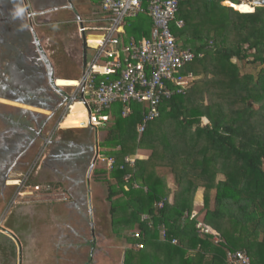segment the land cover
<instances>
[{
    "label": "trees",
    "instance_id": "1",
    "mask_svg": "<svg viewBox=\"0 0 264 264\" xmlns=\"http://www.w3.org/2000/svg\"><path fill=\"white\" fill-rule=\"evenodd\" d=\"M225 1H178L170 27L178 46L194 54L183 70L194 79L163 97L142 131L146 104L131 102L123 116L117 101L104 112L100 154L113 164L95 170L109 176L110 233L123 247L122 264H229L226 253L237 250L264 264V6L243 12L252 6L227 2L240 12ZM152 28L146 10L124 22L127 38L148 37ZM24 94L7 97L28 101Z\"/></svg>",
    "mask_w": 264,
    "mask_h": 264
},
{
    "label": "crops",
    "instance_id": "2",
    "mask_svg": "<svg viewBox=\"0 0 264 264\" xmlns=\"http://www.w3.org/2000/svg\"><path fill=\"white\" fill-rule=\"evenodd\" d=\"M228 1L231 0H226L225 3ZM21 3L30 12L29 16L25 18L26 23L24 25L21 23L23 27L25 26L24 29L28 33L30 32L31 41L27 45L28 47H32V44L34 46V51L31 52L30 56L32 60L25 58V61L31 69L37 68L41 70L45 80L42 81L41 89L43 92L41 96V92L37 88L36 90L38 91L35 92L37 95L30 94L29 98H25L30 102L17 99L18 97L12 98V101L24 103L28 106L16 109L19 111L17 115L20 114L21 116H16V120L15 118L11 119V124L8 121L9 124L6 125L4 123L5 125H2L1 121L6 119H3L4 116L0 114V145L4 144L6 138H8L12 142L13 151H17L13 155L12 166L10 165L11 168L7 173L11 170H17L18 168L15 169V167L18 163L21 172H16L18 173L16 176L22 182L24 173L26 172L29 175L31 171H27V169L32 167L34 171L32 181L37 187L43 184L47 188H49V185H53L55 189L61 188V191L67 196V199L53 202L48 198H44L43 194H41V200H35V202L30 200L15 205L10 210L9 215H3V204L0 201V264H68L77 259V243L75 244L72 240H68L71 234H77L75 233L77 231V220L78 223H82L83 219L86 220V226L90 227L93 240L89 242L88 247L91 249L95 248L94 241L97 234L94 232V228H97V221L94 220V216L97 217L96 204L100 200L101 193L96 195L93 187H89V184L92 183H88V181L92 167L97 162L98 157H102L104 163H106V167L111 168L107 165L106 161L110 157H104L100 154L99 130L104 126L84 124L87 120L86 108L90 96L83 86H80L84 72L88 70L90 63L97 53L96 45L102 39L104 31L99 28L106 27L107 22L103 18L100 0H21ZM228 5L233 7L230 4ZM252 5L254 9L257 6L254 2ZM69 12L71 14L67 15L66 13ZM80 26L88 27V29L80 33L78 32ZM39 31L49 37L54 34V36L61 39V45L63 42L69 44L67 48L66 44L64 46L62 45L65 47L67 53L73 52L74 50L75 53L79 51L77 55L80 56L81 63L78 64V69L76 68V73H78L77 78L69 74H64V67H61L59 64L61 56L59 54L57 56L59 50L47 51L41 45V39L49 43L50 38L43 35L40 37ZM119 35L121 38V48L131 40L139 41L143 38L150 37L149 35L138 40L133 37L127 38L125 37L124 24L123 31ZM90 36L95 40L89 39ZM89 41H95L96 43L92 44ZM71 56L73 57L75 55L72 53ZM120 56L122 60L125 58L123 53ZM49 68L51 69L50 77L52 78L53 84L49 81ZM94 75L97 80L105 79L107 76L101 72H95ZM118 76L119 70L116 73L108 75L112 79ZM56 78H72L76 79L78 83L77 85L71 86V80L70 85L59 86L56 85ZM29 90L35 91L34 88L24 89V91ZM76 101L81 102L85 110L77 106L75 109L69 111L71 104ZM32 107L40 110L46 109L50 112L43 115L41 112H33L29 109ZM54 109L58 111L56 110L54 112ZM76 113H83L84 117L65 119L66 115ZM24 114L29 116H26L28 120H25V122L23 120ZM39 117H41V121H37ZM30 118L33 121H30ZM63 119L66 121V124L67 122L77 123L82 124V127H62L61 122ZM50 121L58 129L67 128V131H69L79 128L80 132H74L70 136L73 139H68L64 142L62 139L60 141L50 139V147L43 154V149L39 150V144H41L39 139H43L49 135L47 132L50 131L48 127ZM84 125L88 126L86 127ZM136 154L141 155L140 159L144 158L143 154L139 152ZM92 161L94 163L90 170ZM85 171L86 177L84 176ZM7 173L6 175H2V177L5 176L4 180L2 178L0 179V199L4 201L6 198L9 199L13 196V191L9 192L12 195L9 197L8 192L6 193L8 187L10 188L9 185H17V183L11 184L9 182L15 181L14 179L7 180L8 182L6 183L7 176L10 178L13 177V174ZM28 175L25 176L26 179ZM103 190L102 188L101 191ZM23 191L25 190L19 192L21 196H25L27 193ZM91 191H93V195ZM82 205L87 206L89 219L86 216L87 213H85L86 215L84 214V207ZM77 217L80 219H77ZM97 233L101 234L100 231Z\"/></svg>",
    "mask_w": 264,
    "mask_h": 264
},
{
    "label": "built area",
    "instance_id": "3",
    "mask_svg": "<svg viewBox=\"0 0 264 264\" xmlns=\"http://www.w3.org/2000/svg\"><path fill=\"white\" fill-rule=\"evenodd\" d=\"M100 1L107 26L99 28L104 32L96 45L97 53L80 81V86L90 96L86 108L87 123L91 126L104 125L107 120L104 112L114 102L122 104L123 116L130 111L131 102L144 103L147 110L144 122L138 129L140 132L146 121L158 116L157 106L163 97L182 92L194 79L192 72L183 74L184 67L193 60L194 54L178 46L170 27L176 17L179 0ZM145 10L153 22L150 37L139 41L131 40L121 48L119 33L123 31L124 22ZM175 24L180 27L182 21L177 20ZM87 29L88 27L80 26L78 32L83 33ZM121 53L125 56L123 60ZM118 70L117 78L108 77ZM95 72L107 76L97 80ZM138 158V154L125 156L124 162L133 163ZM106 161L111 167L113 158ZM215 240L218 238L215 237ZM137 246L142 247L141 243ZM226 257L229 264H252L249 256L241 250L229 251Z\"/></svg>",
    "mask_w": 264,
    "mask_h": 264
},
{
    "label": "rangeland",
    "instance_id": "4",
    "mask_svg": "<svg viewBox=\"0 0 264 264\" xmlns=\"http://www.w3.org/2000/svg\"><path fill=\"white\" fill-rule=\"evenodd\" d=\"M252 1L253 0H240V2H245L248 4V7L252 6V10H254V7L252 5ZM225 5H228L227 2L225 3ZM235 10L240 11L239 9H237L235 7V5L233 6ZM247 7V8H248ZM242 12V11H240ZM243 12H249V11H243ZM71 14L69 13H66ZM27 29V28H26ZM30 33V32H29ZM42 32L39 31V36L42 37ZM46 37H49L47 35H43ZM53 36V37H52ZM52 36L50 35V39H49V43L46 42V40H42L41 39V45L48 51H54V49L59 50V52H57V56L58 54L61 56L60 60H59V64L61 65V67L63 66L64 69V74L65 75H71L73 77L78 76V73L76 68L78 69V64L81 63V58L77 53H75V50L73 52H66L65 51V47H63L66 44V48L69 46V44H67L66 42H63V46L61 45V39L58 38L57 36H54V34H52ZM89 39L91 40H95L93 37H89ZM58 41L60 42L58 44ZM43 43V44H42ZM57 47V48H55ZM72 47V46H71ZM1 50V49H0ZM34 51V46L32 44V47L29 46V51L28 52H33ZM27 52V53H28ZM74 54L75 56H71V54ZM2 55H0V80H3V78H9V74L5 73L2 71V67L4 65H6L9 61L8 59H2L1 60ZM246 71H251L254 72L255 71V66H253L252 68L250 67H246L242 69V72H246ZM4 73V74H3ZM23 73L22 69H17V74L15 76V78H17L18 83L22 80V76L21 74ZM24 76V75H23ZM72 80V83H71ZM56 85L59 86H66V85H76L78 83V81L76 79H72V78H56ZM33 82L35 83V91L37 92L38 90H36L37 88H39L40 90V96L42 95V89H41V85H42V81L41 80H37L36 78L33 79ZM3 91V90H2ZM9 93V91H7ZM13 92H10V94H12ZM18 97L22 96L23 94H16ZM11 98V97H9ZM63 98V97H61ZM13 99H7L4 96H2L1 94V90H0V114L3 117L2 125H5L4 123L11 124V119L15 118L16 120V116H21L20 114L17 115L19 113V111H17L16 109H19V107H27L28 105L24 104V103H17L16 101H12ZM62 100V99H61ZM16 102V103H15ZM4 103V104H3ZM78 106V105H77ZM83 108V107H80ZM31 109L33 112L38 111L41 112L43 115L44 114H48L49 112L46 109H38L36 107H32L29 108ZM72 110V108H69V111ZM47 111V112H46ZM26 116L29 117L28 115L24 114L23 115V120L25 122ZM9 119V120H8ZM66 119V117H65ZM41 117L38 118L37 121H41ZM9 121V122H8ZM30 121H33V119L30 118ZM82 123V122H81ZM87 123V120L85 121L84 124ZM53 122H49V130L47 132V135L45 138L43 139H39V142L41 144H39V150L43 149V154H45V151L47 148L50 147L49 144L50 143V139L54 140V141H60L62 139V141H67L68 139H73V137H70L74 132L77 133L80 132L79 128H75V130H69L67 128H62L65 129L62 131V129H58L57 126H55V124L53 125ZM53 126H55V128H53ZM61 126L62 127H82V124H77V123H69L63 119L61 122ZM84 126H88V125H84ZM61 128V127H60ZM89 128V127H88ZM72 132V133H70ZM49 137V138H48ZM49 141H47V140ZM38 140V139H37ZM43 140V141H42ZM1 142V141H0ZM38 142V141H37ZM37 142H35L37 144ZM2 150H8L9 152H11L13 150L12 148V142L8 140V138H6V141L4 142V144H2V147L0 145V157L5 158L6 155H4L2 152ZM3 156H2V154ZM6 153V152H5ZM141 154L144 155V157L146 156L147 153H149L148 151H144V152H140ZM10 156V155H9ZM141 157V155H140ZM9 159V157H7ZM104 166L106 167V163H104V159L102 157H98L97 158V162L94 164V166L92 167V171H91V175H90V179L88 181V183H92L89 184V187H93V190L95 192L96 195H99L100 193V200L99 202H97V217L94 216V220L98 222L99 219H101L100 225L102 227V229H98V227L95 229L94 228V232L97 234L95 237V241H94V249H91L88 247L89 242H92V233H91V229L90 227L86 226V220L83 219L82 223H78L77 220V231L75 233L77 234H71L70 238L68 240H72L73 243H77V259L75 261H71L68 264H122V249L121 246L116 243V241L114 240V237L112 238V235L110 233V228H111V218H110V214H109V209H110V204L108 202H106V193H107V186H106V180H108L109 176L107 172L104 173H100V172H96V170H103ZM35 168V167H34ZM96 169V170H95ZM4 169L2 167H0V172H2ZM30 170L31 173L26 174V172L24 173L23 176V181L20 182L19 179L17 178L18 173H20V170H11L10 172H6L7 174H13V177L10 178L7 176L6 178V183L11 180L14 179L15 181H9L11 184L13 183H17V185H9L10 189L6 190V193L10 197L9 199L6 198V200L4 201L3 199H0V201H2L3 207V215H9L10 210L15 206L20 204L21 202H25V201H34L35 200H41L42 196L41 194H43L44 198H48L53 202H57L59 200H64L67 199V196L61 191V188H54L53 185H49V188L44 187L43 184H40L38 187L37 185L32 181V174H33V169L32 167L28 168L27 171ZM87 171V168H86ZM86 171L84 172V176L86 177ZM18 172V173H16ZM23 173V172H22ZM27 179L25 178V176H27ZM103 176H105V178H103ZM26 179V180H25ZM8 180V181H7ZM97 183V184H95ZM172 181H170V185ZM34 184V185H33ZM98 187V188H97ZM97 188V189H96ZM104 189L103 191H101V189ZM25 190L23 192H27L25 196H21L20 195V191ZM50 190V191H49ZM10 191H13V194H9ZM22 192V193H23ZM46 193V194H45ZM92 195H93V191H91ZM1 195V194H0ZM49 195V196H47ZM202 195H203V190L202 189H198L196 194H195V198H194V213L197 212V209L201 206L202 204ZM66 196V197H65ZM18 202V203H16ZM84 207V214L87 213V206L86 205H82ZM86 215V214H85ZM87 218L89 219V215L87 213ZM80 217V216H79ZM79 217H77V219H80ZM88 222V221H87ZM101 232V234H98L97 232ZM90 250L92 251L90 253ZM68 253H70V251H68ZM67 253V254H68Z\"/></svg>",
    "mask_w": 264,
    "mask_h": 264
},
{
    "label": "flooded vegetation",
    "instance_id": "5",
    "mask_svg": "<svg viewBox=\"0 0 264 264\" xmlns=\"http://www.w3.org/2000/svg\"><path fill=\"white\" fill-rule=\"evenodd\" d=\"M18 4L23 6L21 0H0V55H2L1 60L8 59L9 61L2 67V71L8 73L10 76L7 79L3 78V80H0L1 94L5 97H18L16 94H23L19 97H25L26 95L24 94L23 90L34 88V78L41 81L45 80L41 70H38L37 68L31 69V67L25 61V58L32 60L30 57L31 52H28L29 47L27 45V43L29 42L30 44L31 41L30 35L28 31L24 29L25 26L23 27V25L26 23L25 18L26 16H29L30 12L26 10V7H24L25 13L23 17L13 18V10ZM18 68L23 70V73L21 74L22 80L19 83L17 78H15ZM7 91H9V93ZM10 92L13 93L10 94ZM27 92L29 94L37 95L32 90ZM29 97L30 96H28V98ZM2 153L8 156L10 152L5 150ZM10 165L11 164L8 162L5 164L1 163L0 167L5 170L0 173H2V175H6V172L11 168Z\"/></svg>",
    "mask_w": 264,
    "mask_h": 264
},
{
    "label": "bare ground",
    "instance_id": "6",
    "mask_svg": "<svg viewBox=\"0 0 264 264\" xmlns=\"http://www.w3.org/2000/svg\"><path fill=\"white\" fill-rule=\"evenodd\" d=\"M241 3V2H240ZM253 3V2H252ZM90 42V41H89ZM90 43H96L95 41H93V42H90ZM77 85V84H76ZM77 105L78 106H80V107H83L82 109H84L85 110V108H84V106H83V104L81 103V102H79V101H76L75 103H73V104H71V106H70V109L72 108V109H75V107H77ZM82 117H84V114L83 113H76V114H68V115H66V119H76V118H82Z\"/></svg>",
    "mask_w": 264,
    "mask_h": 264
},
{
    "label": "clouds",
    "instance_id": "7",
    "mask_svg": "<svg viewBox=\"0 0 264 264\" xmlns=\"http://www.w3.org/2000/svg\"><path fill=\"white\" fill-rule=\"evenodd\" d=\"M24 13H25V8L18 4L15 6L12 15L13 18H18V17H23Z\"/></svg>",
    "mask_w": 264,
    "mask_h": 264
},
{
    "label": "water",
    "instance_id": "8",
    "mask_svg": "<svg viewBox=\"0 0 264 264\" xmlns=\"http://www.w3.org/2000/svg\"><path fill=\"white\" fill-rule=\"evenodd\" d=\"M253 2L257 6H264V0H254ZM50 73H51V69L49 68V77L51 76ZM49 81H50L51 84H53V81H52L51 77L49 78ZM5 98H7V97H5ZM7 99H10V98H7ZM93 163H94V161H92V163L90 165V170H91V167H92Z\"/></svg>",
    "mask_w": 264,
    "mask_h": 264
}]
</instances>
